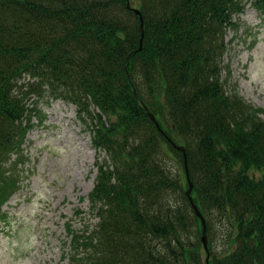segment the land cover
Wrapping results in <instances>:
<instances>
[{"label":"trees","instance_id":"1","mask_svg":"<svg viewBox=\"0 0 264 264\" xmlns=\"http://www.w3.org/2000/svg\"><path fill=\"white\" fill-rule=\"evenodd\" d=\"M251 1L264 13V0ZM244 6L0 0V206L19 187L20 145L46 94L76 106L104 153L90 193L98 221L66 226L67 264H264L263 112L222 78ZM217 224L231 230L218 254Z\"/></svg>","mask_w":264,"mask_h":264},{"label":"rangeland","instance_id":"2","mask_svg":"<svg viewBox=\"0 0 264 264\" xmlns=\"http://www.w3.org/2000/svg\"><path fill=\"white\" fill-rule=\"evenodd\" d=\"M234 16L228 28L222 78L226 89L259 108L264 120V18L252 5ZM252 5V6H251ZM257 8V7H256ZM38 113L22 144L24 159L15 166L18 191L0 212V264H67L70 254L66 226L93 228L90 193L96 164L104 153L91 146L77 108L45 94L36 100ZM100 156L98 158L97 156ZM175 170L174 158L166 157ZM230 227L216 225L212 251L220 253Z\"/></svg>","mask_w":264,"mask_h":264},{"label":"water","instance_id":"3","mask_svg":"<svg viewBox=\"0 0 264 264\" xmlns=\"http://www.w3.org/2000/svg\"><path fill=\"white\" fill-rule=\"evenodd\" d=\"M134 10H135V12H136L137 14L140 15L139 10H137V9H134ZM140 20H141V17H140ZM141 25H142V23L140 24V27H141ZM142 35H143V33H142V30H141V37H140V40H139V48H141V45H142ZM145 109H146V111H147V113H148L150 119L155 123V125H156L157 127H159V125H158V123H157V121H156L154 115H153L150 111H148V109H147L146 107H145ZM172 144L174 145L175 148H177V149H179V150L182 151V154H183V156H184V161H185V163H186V157H185V149H184V146H182V145H176L175 143H172ZM186 176H187V171H186ZM187 180H188V179H187ZM190 188H191V184H189V188H188L187 191H186V193H187L188 195H189V192H190ZM189 201H190L191 204H192V207H193V209H194V211H195V214H196L197 217L200 219V222H201V225H202V236H201V240H202V244H203L204 250L207 252V251H208V247H207V235H206V232H205V219H204L203 215L201 214L200 210L198 209V207L196 206V204L193 203L192 198H191L190 195H189Z\"/></svg>","mask_w":264,"mask_h":264}]
</instances>
